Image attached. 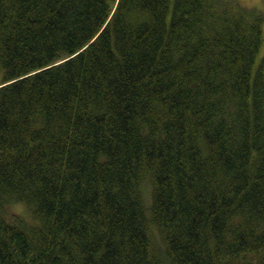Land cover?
Instances as JSON below:
<instances>
[{
	"label": "trees",
	"instance_id": "16d2710c",
	"mask_svg": "<svg viewBox=\"0 0 264 264\" xmlns=\"http://www.w3.org/2000/svg\"><path fill=\"white\" fill-rule=\"evenodd\" d=\"M263 22L0 0V264H264Z\"/></svg>",
	"mask_w": 264,
	"mask_h": 264
},
{
	"label": "rangeland",
	"instance_id": "374dc122",
	"mask_svg": "<svg viewBox=\"0 0 264 264\" xmlns=\"http://www.w3.org/2000/svg\"><path fill=\"white\" fill-rule=\"evenodd\" d=\"M237 1L247 8L256 9L258 11H261L264 14V0H237ZM263 30H264V22H263ZM263 52H264V39H263V44H262L260 53L257 57L258 60L262 56ZM13 212L31 217L30 210L23 204H14L13 206H11L10 214Z\"/></svg>",
	"mask_w": 264,
	"mask_h": 264
},
{
	"label": "bare ground",
	"instance_id": "6f19581e",
	"mask_svg": "<svg viewBox=\"0 0 264 264\" xmlns=\"http://www.w3.org/2000/svg\"><path fill=\"white\" fill-rule=\"evenodd\" d=\"M14 204H23L24 206H26L28 209L29 207L25 204V203H19L18 201H12V203H7L6 204V208L5 211L3 212V214L7 217V218H11L15 213H11L10 214V208L11 206H13ZM30 210V209H29ZM19 214V213H18ZM25 216V215H23ZM30 224L34 222V220L32 218H30L29 216L24 217Z\"/></svg>",
	"mask_w": 264,
	"mask_h": 264
}]
</instances>
